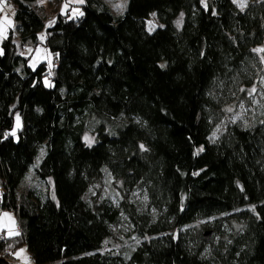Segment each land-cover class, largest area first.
<instances>
[{
  "label": "trees",
  "instance_id": "16d2710c",
  "mask_svg": "<svg viewBox=\"0 0 264 264\" xmlns=\"http://www.w3.org/2000/svg\"><path fill=\"white\" fill-rule=\"evenodd\" d=\"M8 2L0 213L20 229L0 234V254L24 244L35 264H264V115H225L256 83L264 0H127L118 16L85 0L82 16L49 25L37 0ZM40 42L51 70L19 51ZM108 179L116 194L97 190Z\"/></svg>",
  "mask_w": 264,
  "mask_h": 264
},
{
  "label": "rangeland",
  "instance_id": "374dc122",
  "mask_svg": "<svg viewBox=\"0 0 264 264\" xmlns=\"http://www.w3.org/2000/svg\"><path fill=\"white\" fill-rule=\"evenodd\" d=\"M7 1H2L4 4V8L2 11H0V20L4 21L5 18H7V20H10L12 22V18H14V5L12 4V2L9 4V2ZM253 1L257 0H233V2L236 3L238 8L241 10L246 9V6L249 4V2ZM102 2L106 4L115 15L118 16L125 9L127 0H102ZM206 3L207 0H202V4L204 6L206 5ZM65 4L68 5L66 9L64 8ZM241 4L244 5L243 8H241ZM35 6L38 11L41 12L46 25L51 24V22L54 21L59 14H70L71 17H78L79 15L74 10L84 12L82 10V7L79 6V4L75 2V0H44L43 3L37 0ZM146 23L147 30H149L150 32L155 31L157 27L161 26V23L159 22L158 18L155 17V15H151L146 21ZM14 37L15 41L19 42V36L15 35ZM6 38H8L7 33L0 36V44L2 40ZM41 38H44L43 33H41ZM19 51L24 56L26 55L31 57L29 60V66L31 68L36 69V67L40 63H46L47 67H49V70H51L53 66L54 57L52 56L48 48L43 45V43L40 42L39 44L35 45L33 49L23 47L20 48ZM258 53L261 58V68L258 72L256 83L252 87H249V89L245 91L246 93L238 101L228 105V107L225 108L226 121L231 120L241 123L243 125H251L253 122H255L257 119L262 118V116L264 115V56L261 55V52ZM45 85L47 87L51 85L50 78H45ZM252 89H255V91L253 92ZM228 109H231V111H228ZM17 117H19V122L17 121ZM17 123H19V127H22V118L19 114H17L15 117V128L12 131V133L15 132L14 136H16L17 128H19L17 127ZM84 139L87 143H93L95 138L91 134H86ZM27 182L30 184L31 180L28 179ZM119 185L120 183H118L117 181L108 179L105 180L103 183L99 184L97 190L99 189L102 193L106 195L116 194L120 189ZM43 188L49 191L50 193L52 192L51 184H48ZM22 191L23 188L20 187L19 192ZM16 222V216L12 211H1L0 234L10 237V231L18 232L19 230L17 228ZM8 259L10 264H35L32 263V258H30L29 256L28 248L24 244L20 246L16 251H14V253L11 255V258Z\"/></svg>",
  "mask_w": 264,
  "mask_h": 264
},
{
  "label": "snow or ice",
  "instance_id": "6c2138e0",
  "mask_svg": "<svg viewBox=\"0 0 264 264\" xmlns=\"http://www.w3.org/2000/svg\"><path fill=\"white\" fill-rule=\"evenodd\" d=\"M39 2L43 3L44 0H39ZM75 2H76V3H81V4H82V3H84V0H75ZM205 6H206V5H205ZM240 6H241V8L244 7L243 4H241ZM67 7H68V5L65 4V5H64V8L66 9ZM3 8H4V4H3L2 2H0V11H2ZM74 11H76L78 15H81V16L83 15V12H80L79 10H74ZM4 23H6L8 26H11V21H10V20H7V18H5V21H4V22H0V36L4 35L5 32H6V28L3 26ZM255 51H257V52H264V48H261V49H255ZM162 67H163V65H162ZM252 91L254 92L255 89H252ZM228 111H231V109H228ZM17 121L19 122V117H17ZM17 127H19V123H17ZM12 135H15V132H13ZM143 147H144V146L141 145V148H143ZM199 151H203V149L201 148ZM5 215H7V214H5ZM9 235H10V236H11V235H19V233H18V232H12V231H10V232H9Z\"/></svg>",
  "mask_w": 264,
  "mask_h": 264
},
{
  "label": "crops",
  "instance_id": "0c3cea01",
  "mask_svg": "<svg viewBox=\"0 0 264 264\" xmlns=\"http://www.w3.org/2000/svg\"><path fill=\"white\" fill-rule=\"evenodd\" d=\"M3 0H0V2H2ZM7 1V0H6ZM8 2V1H7ZM3 3V2H2ZM84 3H85V0H84ZM84 3H78L79 4V6H81L82 7V5L84 4ZM9 4H10V2H9ZM14 16V15H13ZM5 21V20H4ZM4 21H2V20H0V22H4ZM15 22H14V18H12V22H11V27L10 26H8L6 23H4V27L6 28V32L5 33H7V35L13 30L14 31V29H15ZM14 34H15V32H14ZM2 52V48L0 47V53ZM17 221V220H16ZM17 223V222H16ZM3 235V234H2ZM3 236H5V235H3Z\"/></svg>",
  "mask_w": 264,
  "mask_h": 264
},
{
  "label": "built area",
  "instance_id": "2783aa9c",
  "mask_svg": "<svg viewBox=\"0 0 264 264\" xmlns=\"http://www.w3.org/2000/svg\"><path fill=\"white\" fill-rule=\"evenodd\" d=\"M5 192H4V188L3 187H0V202L2 201V198H3V194H4ZM17 225V228H18V230L20 229V225H18V224H16ZM0 256L2 257V258H4V259H6L7 261H9V259L8 258H6V256L5 255H1L0 254ZM32 263H35V260L34 259H32Z\"/></svg>",
  "mask_w": 264,
  "mask_h": 264
},
{
  "label": "water",
  "instance_id": "95a60500",
  "mask_svg": "<svg viewBox=\"0 0 264 264\" xmlns=\"http://www.w3.org/2000/svg\"><path fill=\"white\" fill-rule=\"evenodd\" d=\"M209 233H207L205 235V238L208 239L209 238ZM0 264H10L9 261H7L6 259H3L2 257H0Z\"/></svg>",
  "mask_w": 264,
  "mask_h": 264
}]
</instances>
